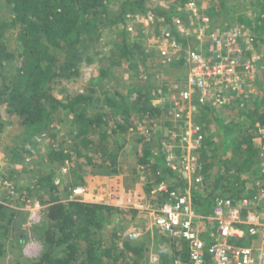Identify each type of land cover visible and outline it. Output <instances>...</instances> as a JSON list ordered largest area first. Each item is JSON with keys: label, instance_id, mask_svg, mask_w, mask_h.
<instances>
[{"label": "trees", "instance_id": "1", "mask_svg": "<svg viewBox=\"0 0 264 264\" xmlns=\"http://www.w3.org/2000/svg\"><path fill=\"white\" fill-rule=\"evenodd\" d=\"M116 1L112 6V0L0 1L11 14L8 18L0 16V151L10 153L7 168L13 170L21 166L23 151L35 157L39 152L33 153L32 147L41 145L43 140L48 143L44 155L25 161L29 167L22 166L11 177L0 173V187L5 191L0 199V264L10 240H15L20 255L29 237L24 227L26 212L18 215L7 204L14 193L22 195L24 201L34 196L43 198L44 194L50 196L41 223L32 227V236L41 245L38 253L25 263L17 259L16 264H149V244L154 238L158 241L159 264H186L189 247L182 238H169L160 230L152 241L147 233V237H129L132 230L144 232L150 217L126 199L160 204L172 191H189L195 210L209 221L218 196L234 202L244 197L252 201L264 185V71L255 64L253 77L245 80L261 90L248 98L249 105H240L245 95L241 93L239 100L234 98L236 92L230 87L222 94L224 105L231 108L229 113L215 114L214 105L209 102L198 104L195 113L199 116L206 112L210 118L192 114L200 132L199 146L194 149L195 171L191 173L199 180L191 185V179H183L168 163L166 153L161 151L164 130L155 127V120L160 123L172 114L173 128L180 132L182 114L174 116L171 108L184 78L181 80L178 75L159 84L155 81L160 75L156 77V70H152L163 65L183 67L185 50L198 45L192 36L196 24L191 22L187 9L191 2L209 17L210 28L221 25L218 31H223L236 20H245L243 16L235 17V12L241 15L252 9L254 16L260 15L264 0H167L168 8L151 7L147 0ZM139 16L150 19L153 31L130 40L127 22L138 21ZM175 16L191 30V35L177 28ZM219 17L230 23L222 25ZM159 18L165 26H160ZM245 26L244 30L256 32L255 45L264 42V13L254 26ZM107 27L117 42L111 52L112 65L118 64L120 58L129 59V67L135 74L140 72L146 84H132L125 90L115 84L107 86V69L100 68L85 90L68 91L65 82L82 76L83 64L94 61L89 53L91 45ZM13 28L14 48L9 45L7 34ZM149 39L153 44H149ZM164 39L180 46L178 60L161 54L159 44ZM262 59L264 62V56ZM92 84L98 87H91ZM95 101L100 102L98 106ZM212 120L216 126L213 131L209 127ZM53 122L62 127L70 124L65 136L49 131ZM8 127L16 139L13 137L12 143L6 145L2 132ZM169 140L172 142L170 137ZM129 145L133 149L128 151ZM182 149L173 145L175 154ZM43 163L61 169L69 165L71 178L85 185L84 192L71 198L66 196L68 192L60 195L55 169L45 171ZM124 167L135 168L145 178L138 183L131 179L120 196L112 179L118 182L116 175ZM161 182L166 185L165 190L158 188ZM260 202L257 208L264 211V197ZM12 231L18 233L15 239ZM241 238H245V243ZM241 238L228 241L237 245L250 243L248 236ZM204 264H212L208 255Z\"/></svg>", "mask_w": 264, "mask_h": 264}, {"label": "built area", "instance_id": "2", "mask_svg": "<svg viewBox=\"0 0 264 264\" xmlns=\"http://www.w3.org/2000/svg\"><path fill=\"white\" fill-rule=\"evenodd\" d=\"M191 12V22L196 24L192 30L194 40L199 48L186 51L184 64L183 88L178 99L173 101L174 116H181L180 132L169 131L172 139L162 142L161 151L166 153L168 163L179 169L194 170L196 154L194 149L199 146L200 127L192 120V114L198 110V104L209 102L211 105L224 102V89L230 87L236 95L243 93L245 80L254 75L252 66L253 37L250 31L240 25H233L223 31H214L209 27V17L201 14L198 7L191 2L188 7ZM173 21L181 32L191 35V30L182 20L175 16ZM164 41L159 46L161 54L173 58L174 51H178L177 44L171 42L172 47H166ZM172 48H174L172 50ZM263 57L264 53H259ZM176 142V143H174ZM173 145L185 149L186 154L178 156L173 151ZM263 162H264V145ZM175 168V167H174ZM65 168H63L64 170ZM199 177L191 179L198 181ZM263 184V183H262ZM159 189H166L161 182ZM188 190V189H187ZM75 192L84 191L83 187L74 188ZM186 191V190H185ZM264 197V185L250 201L240 198L234 202L229 197L218 196L213 204L211 219L215 228L206 239L202 237L199 227L201 215L195 210L189 191L170 192L166 201L160 204L148 205L127 198L126 201L140 211L150 216L151 224L172 239H184L188 243L189 258L186 264H204L205 255L212 264H264V214L257 210H247L251 202L258 204ZM30 204L28 203V206ZM41 207L40 201L32 204L33 209ZM253 207V206H250ZM254 208H257L255 206ZM241 225H245L244 229ZM246 234L262 235L259 245H237L228 241L231 237ZM137 232H130V238H136Z\"/></svg>", "mask_w": 264, "mask_h": 264}, {"label": "rangeland", "instance_id": "3", "mask_svg": "<svg viewBox=\"0 0 264 264\" xmlns=\"http://www.w3.org/2000/svg\"><path fill=\"white\" fill-rule=\"evenodd\" d=\"M0 1L2 2V0H0ZM112 1L114 3L111 2L110 6H112V4H115L117 2L116 0H112ZM147 5H149L151 7L158 6L161 8H168L169 2L167 0H147ZM263 13H264V11H259L258 14H260V15L254 16L255 14L252 12V9L245 10L241 15H239L238 12L237 13L235 12L234 13L235 17L237 15L239 17L243 16V19H245V20L243 22L236 20V22H234V26L235 25H240L242 27H244L245 25H253L254 26V23L256 21H259V17ZM10 15L11 14H10L8 8L6 7V5L4 3H1L0 4V16L8 18V17H10ZM190 15H191V13H190ZM136 20H137V18H136ZM218 20H220L222 22V25L223 24L228 25L230 23V20L227 22L226 20H222L221 17H219ZM149 21H150V19L148 17H143V16H139L138 21H135V22H133V20H128V22H127V38L131 40V39H134V37L139 36L140 33H144L146 31H153V25L151 26ZM158 23L161 24L160 26H165L163 24L161 18H159ZM220 26L221 25L215 26L216 29H213V30L214 31L221 30ZM193 29H194V27H193ZM250 33H252L253 40H255V36H257L256 32L252 31ZM7 34L9 36V45L12 48H14V46L16 45V43H15L16 29H14V28L10 29ZM114 37H115L114 33L108 27L104 28L101 31L100 39L96 43L91 45V49L89 51V53L94 58V61L88 65L83 64L84 66L81 69L82 70V76L78 77L76 80L74 79L73 81H69L67 83L65 82V88H67L68 91H70V90L71 91H73V90H78V91L79 90H85V88H87L86 85L89 86V84L96 79L97 75L99 74L100 68L107 69V83H106L107 86H109L110 84H115V85H118L120 87H123V89L125 90L128 87H131L132 84H138V83L139 84H146L145 81L143 80V77L140 78V75H139L140 72H139V74H135L132 71V69L129 67V64H128L129 59H127L128 61H126V58H120L119 59L120 62L118 64L112 65L111 52H112L113 48L115 49L114 45L116 46V44H117V42L115 40L116 38H114ZM148 42H149V44L150 43L153 44V40L149 39ZM254 42L255 41L252 42L253 43L252 56L249 55L250 57H252V62H253L252 66L254 67L255 64H257L258 67H260L264 71L263 59H262V57L258 56V54L260 53L259 51H264V42L260 41L259 44H256V45L254 44ZM165 45H166V47H169V46L172 47L171 42L168 40L165 42ZM177 48H179V49H178V51H174L175 56L172 58L173 60H176V59L178 60V58L180 57V53H181L180 46L177 45ZM196 48H199V46L196 45ZM173 49L174 48H172V50ZM187 49L193 50L191 48H187ZM185 51H187V50H185ZM116 57L117 56H115V58ZM150 66H153V64H151ZM162 67L163 68H161V69H159V67L156 69L155 68L152 69V70H156V71H154V72H157L156 77L160 75L159 77L156 78L157 79V81H155L156 83L160 84L162 80L166 81V82L172 81L173 80L172 78H175V76H176V78L180 77L181 80L184 78L183 73L185 72V69H183V67L176 66V65H163ZM254 69H255V67H254ZM148 71H150V70H148ZM163 73H167V75L164 77V75L162 76ZM91 77L92 78L95 77V78L92 79ZM90 79H92V80L90 81ZM89 81H90V83H89ZM90 86L91 87L92 86L98 87L96 84H92ZM243 91H244L243 94L245 95L244 98H246V99L244 101H239L240 105H243L244 103L249 105L250 102L248 101L249 100L248 98L252 97L255 94H258L261 90L257 86H255L254 83L245 82V87L243 88ZM233 96L236 99L238 98V100L240 98L236 94H233ZM236 101H234V102H236ZM99 103L100 102L95 101L94 105L98 106ZM224 106H225L224 102L214 104V106H213L214 111L213 112L215 114L229 113V111L231 110V108L228 107L229 104H228V106H225V107ZM196 114L197 113H195V115ZM202 115H204L207 118H210V115L206 114V112H203L201 115L199 114V116L197 114V117L201 118ZM51 126H52V128H49L50 129L49 131L50 132H56L59 135V137L65 136L64 132L70 128V124H68V123H66L62 127V125H60L59 123L56 124L53 122L51 124ZM173 126H174V120L172 118V114H170L169 118L163 119V121H161L160 123L158 120H155V127L156 128L160 127L162 130H164V132L161 134V138H162L161 142L169 141V134H168L169 131H171V130L175 131ZM209 127H210V129H212L211 131L216 130V126H215L213 120L210 122ZM2 135H3L4 142H6V145L9 143L10 144L12 143L11 141L13 140L14 134L11 133L10 127L5 129L2 132ZM14 139H16V137H14ZM44 141L45 140H43L40 143L41 145H37V146L32 147V152L33 153L39 152L38 156H40L42 154L44 155V153L46 152V149H47V144H48L47 142H44ZM38 146L40 147V149L42 147L43 150L42 151L39 150ZM126 149H128V151H129V150H132L133 148L131 147V148H126ZM22 154H23L22 159H20V161H19L21 166L20 167L15 166L13 168V170H10L9 168H7V164L10 162V159H11L10 153H8V151H6V150L4 151L3 149H2V151H0V173L4 174L5 175L4 177H6V176L11 177L13 174H17V172L21 170L22 166L23 167H27V166L29 167L28 162L26 163L25 161L27 159H29V161H33V159L38 157L37 155L35 157H33L29 153H26L24 151ZM127 156H128V153H127ZM120 157H121V159H123L125 156H120ZM174 167H175V169H177V171L179 172L178 175H181V177L185 176L186 178L187 177L189 179L191 178L190 172L185 171V170L183 171V169L180 170L176 166H174ZM50 168H53L56 171L55 182L57 183L58 193L60 195L61 194H67V192H68V194L66 196L71 198L73 196H77V195L82 194V192L77 193V192L73 191L74 188H76V187H83L84 188L85 185L83 184L84 185L83 186L82 184H77L78 182H75V180H73L71 178L70 172H69V165H67L66 167H63V168H65L63 170V168L61 169L60 166H57L55 164L43 163V170L45 169V171H47ZM116 176H117L118 182L114 179H112V180H113V185L114 186L117 185L116 190L118 191L119 195L120 194L124 195L123 193L125 191V186L130 185V183L132 182L131 179H134L138 183L142 178L143 179L145 178V174H143L142 172L136 170L135 168L134 169H132V168L127 169L126 167L120 168L118 171V174ZM112 180H110V181H112ZM87 181H88V179H87ZM18 185H19V183H18ZM73 185H75V186L73 187ZM91 186H92V182L90 184V187ZM88 191H89V188H88ZM4 192H5L4 189H2L0 187V199H3ZM89 193L92 195L94 194L93 192H90V191H89ZM87 196L90 198V195H87ZM34 197L30 198L29 200L24 201L23 200L24 198L22 195L19 196L18 193H14L13 196L11 197V200L7 203L9 207L11 206V207H13L12 209L18 211V215L22 216L23 211L26 212V213H24V216H25L24 227L26 228V231H27L29 237L24 242V244L22 246L23 248H21V251H20V255H18V247H17V244H15V240H13V239H12V241L10 240V242L7 243L8 249H6L7 251L1 260V264H16V262L18 260H20L21 263H25L27 261V259L33 258L34 256H36L38 251H39V248L41 245L32 236V227L35 225H39L41 223V221H42V219H43V217L47 211V206H48L47 200L50 196H49V194H44L43 198H39L36 196H34ZM119 197L117 198L118 201H120ZM39 199H40L41 207L39 209H33L32 208L33 202L39 201ZM28 203L30 204L29 206H28ZM148 204H154V203H148ZM261 213H262V211H261ZM141 222H139V226H141ZM130 232H137L138 233L137 237H141V236L147 237V235H145L147 233L148 237L150 238L151 241L156 236V234L159 233L158 229L156 227L152 226L150 218L148 219V224H147V227L145 228L144 232L140 231L139 229L132 230ZM11 236H13V238L15 239V236H18V233L16 234L15 232L12 231ZM9 239H11V238H9ZM157 242L158 241L154 238V241H152L149 244V253H148L149 264H159L160 260H159V255L157 253V248H156V247H158Z\"/></svg>", "mask_w": 264, "mask_h": 264}, {"label": "crops", "instance_id": "4", "mask_svg": "<svg viewBox=\"0 0 264 264\" xmlns=\"http://www.w3.org/2000/svg\"><path fill=\"white\" fill-rule=\"evenodd\" d=\"M184 149V148H183ZM179 150V152H180V154H176V155H178V156H182V155H185L186 153H185V149L184 150ZM181 170V169H180ZM183 171H184V169H183ZM185 171H188V172H190V174L192 173V171L193 170H190V169H187V170H185ZM195 171V170H194ZM193 171V172H194ZM184 178H186L185 176H183V179ZM188 178V177H187ZM190 179H193V176H192V174H191V178ZM166 186V185H165ZM186 189V188H185ZM259 203H261V202H259ZM258 204H256L255 202L253 203V202H251V205L250 206H253V207H248L247 209H243V214L247 211V210H253V209H255V210H257V212L258 211H260V210H258V208H254L255 206H257ZM261 212V211H260ZM262 213L264 214V211H262ZM212 215V214H211ZM242 226V228L244 229V227H245V225H241ZM199 227H200V230H201V235H202V237H204V238H208L209 237V233L215 228V223L212 221V219H211V217H210V219H209V221H208V219H205L204 218V216H202L201 215V219H200V221H199ZM244 236H248L249 237V239H250V243L248 244V245H259L261 242V239H262V235L261 234H259V235H253V236H250V235H248V234H246L245 232H243V235L242 236H237V237H231V238H235V239H237V238H241V237H244ZM241 239H243V242L245 243V238H241ZM246 245V244H245Z\"/></svg>", "mask_w": 264, "mask_h": 264}]
</instances>
